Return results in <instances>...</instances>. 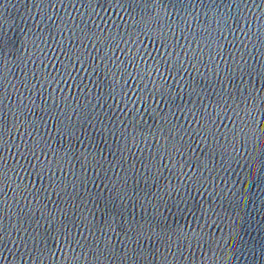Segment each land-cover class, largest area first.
<instances>
[{
  "label": "snow or ice",
  "instance_id": "6c2138e0",
  "mask_svg": "<svg viewBox=\"0 0 264 264\" xmlns=\"http://www.w3.org/2000/svg\"><path fill=\"white\" fill-rule=\"evenodd\" d=\"M2 48H3V40H2V38H0V55H2ZM164 55H167V53H164L161 55V61L164 63H167L166 61H163ZM0 123H2V122H0ZM201 131H203V129H201ZM230 131H231V135L233 137V140H235L237 129L235 127H233V129H231ZM21 135H22V137H25V136L32 137L31 143H29L27 141V139H25V144L23 146V149L20 151V155L22 157H24V153H28L32 157L34 156V158H36V159H39V157L41 155H45V157H46L45 160L40 161L42 169L44 166H47L49 168V171H50L52 165H56L57 167H59V160L57 158V153L53 150L52 156L49 159L48 153L45 151V148L49 147L47 144V141H45L42 137L40 138L39 141H37V139L35 137H33V134L31 132H29L27 129H25L21 133ZM212 135L213 136H222L227 142L229 131L226 130L224 133L221 134V133H219V130L217 129V132L212 133ZM4 143H5V141L3 140V128H2V126H0V159H2V154L4 151ZM17 147L19 148L20 146H17ZM37 153H39V154L37 155ZM165 167H166V165H165ZM37 176L42 177V172H38Z\"/></svg>",
  "mask_w": 264,
  "mask_h": 264
}]
</instances>
